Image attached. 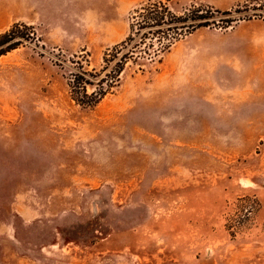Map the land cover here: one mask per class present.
I'll use <instances>...</instances> for the list:
<instances>
[{
    "label": "rangeland",
    "instance_id": "rangeland-1",
    "mask_svg": "<svg viewBox=\"0 0 264 264\" xmlns=\"http://www.w3.org/2000/svg\"><path fill=\"white\" fill-rule=\"evenodd\" d=\"M146 1L0 0L39 39L0 59V264H264V0H162L248 20L71 99Z\"/></svg>",
    "mask_w": 264,
    "mask_h": 264
},
{
    "label": "trees",
    "instance_id": "trees-1",
    "mask_svg": "<svg viewBox=\"0 0 264 264\" xmlns=\"http://www.w3.org/2000/svg\"><path fill=\"white\" fill-rule=\"evenodd\" d=\"M247 9V8H246ZM243 10L220 11L211 6H198L179 15L162 0H148L133 13L130 34L109 49L102 68L88 71L82 60L72 61L75 70L69 77L71 99L82 108L97 107L120 85L128 65L139 59L153 60L168 53L181 39L200 29L227 30L248 18L237 17ZM39 41L33 26L14 24L0 34V59L26 43ZM232 233L237 230L230 225Z\"/></svg>",
    "mask_w": 264,
    "mask_h": 264
},
{
    "label": "crops",
    "instance_id": "crops-1",
    "mask_svg": "<svg viewBox=\"0 0 264 264\" xmlns=\"http://www.w3.org/2000/svg\"><path fill=\"white\" fill-rule=\"evenodd\" d=\"M223 5V4H222Z\"/></svg>",
    "mask_w": 264,
    "mask_h": 264
}]
</instances>
